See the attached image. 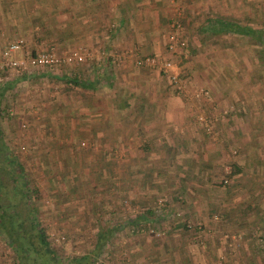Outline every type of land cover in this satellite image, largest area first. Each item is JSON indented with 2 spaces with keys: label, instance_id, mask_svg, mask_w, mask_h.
I'll return each instance as SVG.
<instances>
[{
  "label": "rangeland",
  "instance_id": "1",
  "mask_svg": "<svg viewBox=\"0 0 264 264\" xmlns=\"http://www.w3.org/2000/svg\"><path fill=\"white\" fill-rule=\"evenodd\" d=\"M107 1L96 10L102 19L89 26L91 20L78 13L79 0H0V49L20 40L22 59L43 50L84 52L78 63L0 68V132L24 181L37 190L32 205L50 246L62 262L87 254L99 229L150 209L152 221L115 230L90 264H158L162 251L172 256L187 244L206 253L204 264H264V219L258 218L264 216V0H159L152 19L130 26L129 50L128 40L113 37L115 0L98 5ZM217 16L259 32L211 35L202 25ZM173 21L187 45L179 56L166 52ZM126 26L119 24L116 36ZM92 28L94 42L77 41L89 38ZM146 55L170 57L184 88H175L156 67L133 64ZM125 62L133 75L160 84L164 103L174 106L163 123L148 125V133L156 125L169 128L158 142L139 133L147 114L138 101L146 86L118 83ZM72 77L93 79L95 87H77ZM91 96L103 103L99 120L81 126L75 100L90 102ZM67 97L71 112L53 113L56 100ZM183 102L194 103L196 112L182 108L193 121L181 132L173 108ZM57 119L67 120L62 125ZM257 133L252 155L251 135ZM159 144L163 153L155 157L149 150ZM0 264H18L1 235Z\"/></svg>",
  "mask_w": 264,
  "mask_h": 264
},
{
  "label": "crops",
  "instance_id": "2",
  "mask_svg": "<svg viewBox=\"0 0 264 264\" xmlns=\"http://www.w3.org/2000/svg\"><path fill=\"white\" fill-rule=\"evenodd\" d=\"M107 2L106 3H104V2L100 3V6H99L98 0H79L78 13L81 14L82 19L84 17H87L86 19L91 20V22L89 23V26H91L94 24L93 21L98 22L102 19V15L99 13V11H96V10L98 8L103 9L105 6L109 5V1H107ZM160 3L161 2H159V0H136V1L135 0H115L111 4L113 11H114L113 16L117 17V18L115 17V20H117V23L115 24L116 26L113 27V37L115 38V41H116V39L120 40V41L122 39L123 40L133 39V37H131L132 36V30H131L130 26L131 25L132 26H136V25L140 26L141 24L144 25V23L148 19H152V17H153L152 12L158 11ZM128 18L131 20V23L129 22ZM119 24L121 25V27H123L124 25L125 26L127 25L126 26L127 32L125 34H123V36L120 35L121 39L118 37L119 35L116 36V33H114L117 31ZM94 30H96V29L92 28L90 30V32H92ZM89 35H90L89 38H87L86 36L80 35L77 37V41L80 42V41L84 40L83 42H85V41L94 42L96 40V39H94V36L96 35V33L92 32ZM91 36L93 38H91ZM130 37H131V39H130ZM129 40L127 42H125L127 44L125 49H127V50H129L128 49V48H130L129 44H131V42ZM3 48H4V46L0 49V57H1V51L3 50ZM141 48L143 49V47H141ZM15 56L17 58H19V57L23 58V57H26V54L23 55L22 49L19 48L15 52ZM111 62H113V61H111ZM130 65H131L130 63L125 62L122 66H120V69H119L120 71H118V76L120 77V79H117L119 81L118 83L122 84L123 86H126L129 84L131 85V84L135 83V81H136V82H143V85L146 86V87L142 86L145 93L144 94L142 93L141 95L144 98L143 99L139 98L141 100L138 101V103H140V105L142 106V111L147 114L145 121H144L145 124H143L144 129L140 130L139 133L141 134V137H143V136L147 137L149 134L150 135L149 138L155 137L156 138L155 141L158 142L160 139H162L163 136H165L164 135L165 131L167 133H168V131H170L169 128L167 127V129L165 131H163L165 126L156 125V127L151 131V133H148V130H147L148 125H150L154 119H156L157 123L158 122H160V124L163 123L165 121V120H163V119H165L164 114H167L169 112L172 115L171 106H173V105H169V103H167V105H166L164 103V99H163V95H162L163 87L160 84L158 85V83H154V84L151 83L150 81L147 80V78H149V77H146L145 79H140L141 77H139L137 75L135 76V73L133 75V72H134L133 69L134 68L131 67ZM27 72L28 73H24V74H30L31 73L30 71H27ZM84 80H86V79H84ZM94 82L95 81L93 79L91 81H89V83L92 84L90 89H93L95 87ZM221 88L222 87H220L218 92H220L221 94H224V95L227 94L226 91H228V90L224 87H223V89H221ZM222 90H224L225 93H222L223 92ZM217 94L219 95V93H217ZM92 95H94V94L92 93ZM127 95L128 96H130V95L134 96L133 93H130V92H128ZM133 99L135 100V99H137V97L134 96ZM107 100H109L108 102H110L111 93H109ZM75 103L77 104L76 106L78 108V111H77L78 114L76 115L75 119L77 121L80 120L83 123L81 126L86 125V123L89 121L94 122V121L99 120L100 109H102L103 103H101V101L98 98L96 99V97L91 96L90 102L89 101L87 102V101H85V99L82 98L81 100H75ZM55 104H58V106H57L58 109L56 107H54V109H56V110L53 113H59L60 112L63 115L69 114L71 112L70 107L73 105V103L70 102L68 97L65 99H57ZM109 104H111V103H109ZM183 104H185V103L184 102L182 103L183 107L176 106L175 108H173V111L175 114L174 115L175 116L174 121H177L180 119L178 122L180 124V126L178 124H176V125H178L177 126L178 131H181V132L184 128L186 130H188L189 126L186 125V123L188 121L190 123L191 119L193 121L191 114H192V112L195 111L194 109H196V106L194 105V103H191L190 105H186V104L183 105ZM52 106H54V103L52 104ZM143 107H145V108L143 109ZM185 107H188L190 109V111H188V112H191V114L186 113L185 110H182V108H185ZM191 108H192V110H191ZM213 108H215V107H213ZM87 114L89 116H91V118L82 117V116H87ZM176 115H178L179 119H176ZM148 118H150V119L148 120V122H146ZM57 120L60 121L63 125L67 119L66 120L65 119H57ZM128 120L129 119H127V118L124 119V125L129 122ZM150 121H152V122H150ZM127 125H130V122H129V124H126V126ZM126 130H128L126 133V136L128 138H132L133 133L130 131L131 126H129ZM228 133H230V132H228ZM169 134H170V132H169ZM68 136L69 135L67 134L66 137H68ZM255 136H256L255 134L251 135L252 145L254 146V148L252 147V155H254V153H255L254 151H255V147H256V142L259 143V141H258L259 140V134L257 133V137H255ZM239 137L242 138L241 135ZM232 141H234L236 145L239 143L238 137H237V132H236V138L233 139ZM131 143H132V141H129L128 147H132ZM158 146H159V148H155V150H154V148L149 150V151H151V153L154 151L153 153L155 154V157L158 154H161V156H162V153H163V149H161L162 145L159 144ZM147 147L148 146H146V148ZM259 217H262L264 219V216L260 215V216H258V218ZM261 223H264V221H261ZM182 248H183V251H181V252L178 251V252H176V254H173L172 256L169 253L162 251L160 253V256H157L156 262L158 264H170V262H171V264H181V262L185 263V264H204L203 258L206 257L205 256L206 253L201 252L194 245H190V244L189 245L187 244ZM144 261H145V259H144ZM139 264H143V262L141 261V263H139Z\"/></svg>",
  "mask_w": 264,
  "mask_h": 264
},
{
  "label": "trees",
  "instance_id": "3",
  "mask_svg": "<svg viewBox=\"0 0 264 264\" xmlns=\"http://www.w3.org/2000/svg\"><path fill=\"white\" fill-rule=\"evenodd\" d=\"M202 28L211 35L234 33L255 36L259 32L258 29L220 16L207 18ZM69 81L84 89L92 86L89 81L77 77H72ZM23 177L20 164L9 152L0 132V235L18 259V264H90L115 230L131 224L140 226L141 223L153 220L150 209L139 212L134 217L128 215L114 225L99 229L91 252L62 262L50 246L45 229L40 226L35 215L31 193H37V190L30 189Z\"/></svg>",
  "mask_w": 264,
  "mask_h": 264
},
{
  "label": "built area",
  "instance_id": "4",
  "mask_svg": "<svg viewBox=\"0 0 264 264\" xmlns=\"http://www.w3.org/2000/svg\"><path fill=\"white\" fill-rule=\"evenodd\" d=\"M171 31L167 35V40L165 43L166 52L168 55H176L179 56L183 53V49L185 48V40L181 36V32L179 30V23L173 21L170 23ZM176 30V31H175ZM20 40H16L12 43H9L1 52V57L3 58V63L0 65V68L9 67L14 70L19 69H28L30 67H38V66H46L51 67L55 66L58 63H71V62H81L84 58V52L81 50H70L67 52H63L60 56L55 55L51 51L43 50L34 55H30L29 57L22 59L17 58L15 56V52L20 48ZM133 64L135 66H147V67H156L158 70L163 73H167L169 80L175 88L181 90L183 89L182 82L178 78V73L176 71V67L174 62L170 57L164 56L159 57L157 55L154 56H142L136 57L133 59ZM0 69V70H1ZM201 119V117H198ZM202 120V119H201ZM223 182H226L224 180ZM96 264H112L108 259H100Z\"/></svg>",
  "mask_w": 264,
  "mask_h": 264
}]
</instances>
